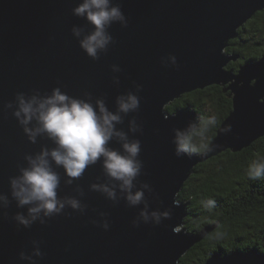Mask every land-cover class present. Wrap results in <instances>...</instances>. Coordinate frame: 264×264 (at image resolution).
Returning <instances> with one entry per match:
<instances>
[{
    "label": "water",
    "instance_id": "water-1",
    "mask_svg": "<svg viewBox=\"0 0 264 264\" xmlns=\"http://www.w3.org/2000/svg\"><path fill=\"white\" fill-rule=\"evenodd\" d=\"M127 18V27L114 24L115 41L96 61L89 59L72 37V26H85L71 9L79 0H0V194H8V178L23 166V156L51 146L38 138L30 144L11 111L4 104L18 92L41 93L60 86L69 95L83 92L103 96L108 107L115 97L135 91L140 85V107L130 113L142 125L135 138L141 142L143 162L140 182H147L158 199L148 197L150 210L171 209V217L159 226H132L139 208H129L123 200L113 205L89 185L103 182L99 163L85 170L72 186L63 183L59 195L75 196L78 184L84 192L83 214L66 209L44 225L25 229L11 220L17 211L12 202L7 215L0 211V264H26L21 251L29 254L32 241L39 242L37 264H178L192 247L217 224L197 233L184 228L188 203L179 200L193 168L223 151L239 152L264 137V56L241 66L234 73L226 67L237 55L225 52L228 42L257 12L264 0H116ZM169 56L176 58L172 65ZM163 61V63H162ZM120 68L118 73L111 66ZM119 85L113 84V79ZM211 86L223 87L232 110L222 122L206 154H175L174 129L199 124L191 107L168 113L167 105L184 94ZM230 126V131H225ZM118 148L119 145L112 144ZM147 196V194H146ZM109 228L98 226L99 213ZM92 221H97L93 224ZM205 264H264V253L256 248L234 250L224 257L213 252Z\"/></svg>",
    "mask_w": 264,
    "mask_h": 264
},
{
    "label": "clouds",
    "instance_id": "clouds-1",
    "mask_svg": "<svg viewBox=\"0 0 264 264\" xmlns=\"http://www.w3.org/2000/svg\"><path fill=\"white\" fill-rule=\"evenodd\" d=\"M74 17L83 19L85 26H72V37L77 41L80 50L92 61L100 58L108 51L115 41L109 29L118 24L127 27V18L121 4L116 0H79L77 6L71 9ZM172 65L176 58L169 56ZM163 63V61H162ZM113 73L120 68L111 66ZM114 85H119L117 78ZM135 91H126L117 95L110 109L103 96L93 97L88 92L80 96L69 95L60 86L41 93L32 90L31 93L18 92L11 102L4 104V111H11L23 135L30 144H36L38 138L46 140L51 146L41 145L39 151L23 156V166L17 167V174L8 178V194H0V211L7 215L12 202L17 211L11 220L25 229L34 223L44 225L53 216L61 215L66 209L83 214L87 205L81 202L84 192L77 184L73 188L75 196L59 195L61 189L62 170L63 183L72 186L79 180L85 170L99 163L103 182L97 177V182L91 183L89 191L101 194L113 205L121 200L129 208H139L132 226L140 224L159 226L162 221L171 217V209L150 210L148 197L158 199L157 194L147 182H140L143 162L139 159L141 142L135 138L142 132V125L135 116L127 120L125 117L136 113L140 107V85H134ZM216 123V117L210 116L190 124L187 129H174L172 144L175 154L212 151V146L205 142L206 133ZM230 131V126L225 129ZM194 137H199V145L194 143ZM119 145L118 148L112 144ZM249 180L264 178V158L252 161L246 170ZM147 194V196H146ZM206 210L216 206L213 199L201 201ZM98 226L104 230L109 223L99 213ZM97 224V221H92ZM32 251L29 254L21 251L19 260L26 264H37L42 252L38 241H32Z\"/></svg>",
    "mask_w": 264,
    "mask_h": 264
},
{
    "label": "trees",
    "instance_id": "trees-1",
    "mask_svg": "<svg viewBox=\"0 0 264 264\" xmlns=\"http://www.w3.org/2000/svg\"><path fill=\"white\" fill-rule=\"evenodd\" d=\"M225 52L238 56L226 67L234 73L241 66L262 59L264 10L257 12L237 30L236 37L228 42ZM187 106L196 111L200 120L216 117L215 125L206 133L205 142L209 144L232 110L231 99L221 86L184 94L165 109L173 113ZM200 142L199 137H194V143L199 145ZM257 158H264V137L239 152L223 151L193 168L192 175L178 194L181 202L188 203L184 228L197 233L206 227L217 226L207 235L205 246L202 243L195 245L181 257L178 264H205L216 251L221 256L250 248L264 253V178L249 180L246 176L248 165ZM208 199L216 202L212 210H206L201 204V201Z\"/></svg>",
    "mask_w": 264,
    "mask_h": 264
},
{
    "label": "rangeland",
    "instance_id": "rangeland-1",
    "mask_svg": "<svg viewBox=\"0 0 264 264\" xmlns=\"http://www.w3.org/2000/svg\"><path fill=\"white\" fill-rule=\"evenodd\" d=\"M199 164H200V163H199ZM197 165H198V164H197ZM197 165H196V166H197ZM213 230H214V229H213ZM213 230H212L211 232H209V233H212ZM209 233H208V234H209ZM208 234H207V235H208ZM207 235L204 236V237L200 240V242H198V243L196 244V246H197L199 243H202V244H204V246H205V243H206L205 241H206V237H207ZM207 245L211 247V245H209V244H207ZM192 250H194V248H193Z\"/></svg>",
    "mask_w": 264,
    "mask_h": 264
},
{
    "label": "bare ground",
    "instance_id": "bare-ground-1",
    "mask_svg": "<svg viewBox=\"0 0 264 264\" xmlns=\"http://www.w3.org/2000/svg\"><path fill=\"white\" fill-rule=\"evenodd\" d=\"M199 121H200V116H199ZM221 257H224V256H221Z\"/></svg>",
    "mask_w": 264,
    "mask_h": 264
},
{
    "label": "flooded vegetation",
    "instance_id": "flooded-vegetation-1",
    "mask_svg": "<svg viewBox=\"0 0 264 264\" xmlns=\"http://www.w3.org/2000/svg\"><path fill=\"white\" fill-rule=\"evenodd\" d=\"M199 247V246H198Z\"/></svg>",
    "mask_w": 264,
    "mask_h": 264
}]
</instances>
